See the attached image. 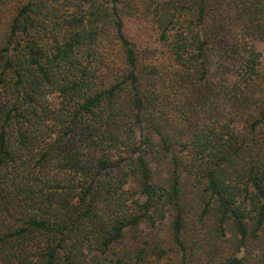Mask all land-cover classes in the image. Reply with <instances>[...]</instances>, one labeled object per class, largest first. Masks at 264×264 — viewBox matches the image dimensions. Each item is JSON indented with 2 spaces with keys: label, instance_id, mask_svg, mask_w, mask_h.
<instances>
[{
  "label": "trees",
  "instance_id": "trees-1",
  "mask_svg": "<svg viewBox=\"0 0 264 264\" xmlns=\"http://www.w3.org/2000/svg\"><path fill=\"white\" fill-rule=\"evenodd\" d=\"M0 264H264V0H0Z\"/></svg>",
  "mask_w": 264,
  "mask_h": 264
},
{
  "label": "rangeland",
  "instance_id": "rangeland-1",
  "mask_svg": "<svg viewBox=\"0 0 264 264\" xmlns=\"http://www.w3.org/2000/svg\"><path fill=\"white\" fill-rule=\"evenodd\" d=\"M5 6H2L0 10V23L5 22V20L10 18L11 12L13 13V10L15 8V5L13 2H9L4 4Z\"/></svg>",
  "mask_w": 264,
  "mask_h": 264
}]
</instances>
